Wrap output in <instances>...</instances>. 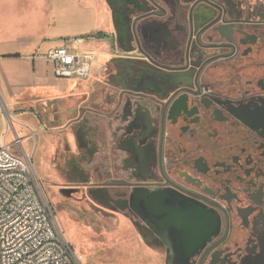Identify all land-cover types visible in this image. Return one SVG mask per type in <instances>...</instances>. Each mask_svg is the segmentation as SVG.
<instances>
[{
  "label": "flooded vegetation",
  "instance_id": "1",
  "mask_svg": "<svg viewBox=\"0 0 264 264\" xmlns=\"http://www.w3.org/2000/svg\"><path fill=\"white\" fill-rule=\"evenodd\" d=\"M106 1L123 66L59 193L128 213L159 264H264V0Z\"/></svg>",
  "mask_w": 264,
  "mask_h": 264
},
{
  "label": "crops",
  "instance_id": "2",
  "mask_svg": "<svg viewBox=\"0 0 264 264\" xmlns=\"http://www.w3.org/2000/svg\"><path fill=\"white\" fill-rule=\"evenodd\" d=\"M10 2L0 0V145H8L17 155L33 156L24 150L23 142L46 132V123L52 122L60 136L46 132V159L57 172L65 163L63 157L89 148L105 81L123 66L115 61L120 52H114V44L105 38L111 31L110 14L102 0H49L48 4L28 0L24 7ZM96 33L104 38H96ZM77 36L84 38L79 48L95 54L96 67L86 79L59 78L44 55L64 39ZM118 87L109 84L110 89ZM17 125L23 129L17 130ZM99 125L104 129L105 121ZM112 126L117 130L115 123ZM16 138L20 141L15 142ZM56 155L62 158L52 164Z\"/></svg>",
  "mask_w": 264,
  "mask_h": 264
},
{
  "label": "built area",
  "instance_id": "3",
  "mask_svg": "<svg viewBox=\"0 0 264 264\" xmlns=\"http://www.w3.org/2000/svg\"><path fill=\"white\" fill-rule=\"evenodd\" d=\"M83 40L81 36L64 39L46 52L57 77L81 80L92 74L96 57L79 48ZM2 112L0 101V116ZM26 157L0 145V264H83L63 236Z\"/></svg>",
  "mask_w": 264,
  "mask_h": 264
},
{
  "label": "rangeland",
  "instance_id": "4",
  "mask_svg": "<svg viewBox=\"0 0 264 264\" xmlns=\"http://www.w3.org/2000/svg\"><path fill=\"white\" fill-rule=\"evenodd\" d=\"M9 0H4L7 3ZM11 5H23L28 0H10ZM103 7L108 9V2ZM47 4L49 0H46ZM257 3V2H256ZM98 59V57H97ZM17 130L23 129L17 125ZM48 135H59L52 122L46 123ZM46 132L28 138L23 148L33 156H27L30 169L40 182L50 201L63 236L72 244L83 264H159L158 256L149 247L142 245L135 220L128 213L117 209L116 212L91 209L85 189H79L71 195H62L59 189L66 186L59 180L58 172L48 165L46 155L49 152V138ZM28 133H21V135ZM37 144V146H35ZM57 156V155H56ZM57 157H52V164ZM62 158V157H59ZM125 214V215H124ZM122 216L126 217L123 218Z\"/></svg>",
  "mask_w": 264,
  "mask_h": 264
},
{
  "label": "trees",
  "instance_id": "5",
  "mask_svg": "<svg viewBox=\"0 0 264 264\" xmlns=\"http://www.w3.org/2000/svg\"><path fill=\"white\" fill-rule=\"evenodd\" d=\"M95 37L101 39L104 38V35L102 33H96Z\"/></svg>",
  "mask_w": 264,
  "mask_h": 264
}]
</instances>
